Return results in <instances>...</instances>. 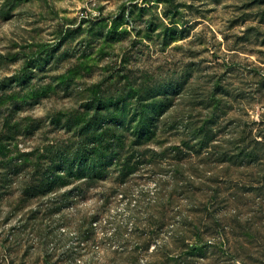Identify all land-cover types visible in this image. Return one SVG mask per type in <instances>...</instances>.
<instances>
[{
    "label": "rangeland",
    "instance_id": "374dc122",
    "mask_svg": "<svg viewBox=\"0 0 264 264\" xmlns=\"http://www.w3.org/2000/svg\"><path fill=\"white\" fill-rule=\"evenodd\" d=\"M0 264H264V0H0Z\"/></svg>",
    "mask_w": 264,
    "mask_h": 264
}]
</instances>
